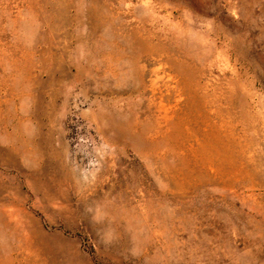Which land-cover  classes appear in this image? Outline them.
<instances>
[{"label": "rangeland", "instance_id": "1", "mask_svg": "<svg viewBox=\"0 0 264 264\" xmlns=\"http://www.w3.org/2000/svg\"><path fill=\"white\" fill-rule=\"evenodd\" d=\"M0 264H264V0H0Z\"/></svg>", "mask_w": 264, "mask_h": 264}]
</instances>
